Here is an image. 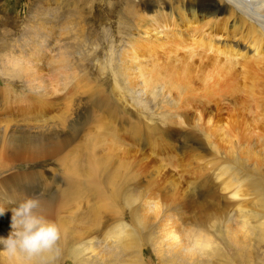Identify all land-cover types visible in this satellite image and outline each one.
Masks as SVG:
<instances>
[{"label":"rangeland","instance_id":"1","mask_svg":"<svg viewBox=\"0 0 264 264\" xmlns=\"http://www.w3.org/2000/svg\"><path fill=\"white\" fill-rule=\"evenodd\" d=\"M45 1L0 0V231H11L15 203L36 191L45 198L58 183L69 195L52 214L80 236V255L25 264H264V86L239 74L243 59L218 74L208 58L190 57L184 28L159 37L142 27L130 11L141 0ZM94 21L99 31L89 35ZM71 22L85 36L60 33ZM147 37L158 42L141 43ZM99 90L110 110L74 138L21 140L45 119L80 125L76 109ZM209 117L207 134L194 128ZM90 168L108 194L118 185L112 203L89 184ZM226 184L239 189L242 214Z\"/></svg>","mask_w":264,"mask_h":264},{"label":"bare ground","instance_id":"2","mask_svg":"<svg viewBox=\"0 0 264 264\" xmlns=\"http://www.w3.org/2000/svg\"><path fill=\"white\" fill-rule=\"evenodd\" d=\"M84 1L88 2L87 0H84ZM139 3L141 5H143L144 8H140L141 5L137 6V4H136V5L132 6L130 11L132 14L137 15L138 21H141L140 25L142 27H145L146 30L151 29V27H152V29H156V31H154L155 34L159 35V37H161V34L165 35L166 28L168 29L171 26H173L174 29H177L176 27H182V28H184L182 31H184L185 34L187 35V37L190 40H192L188 45L190 50H191V52H190L191 58H193L194 55H196V54L199 55L201 58H208L209 61H211L212 67L215 68L216 71L218 72V74H221L222 76H223V74H224V76L228 75L229 73L232 72V70L236 69V66L238 65V61L240 59H243V60L239 61V64H241L239 67L240 68L239 74L245 75L244 79L253 78V82H259V84H262L264 86V0H230V2H229V0H141V2H139ZM47 10H48V8H47ZM49 11H50V9H49ZM72 11H73V15L78 14V13L82 14L81 10H79L76 6L73 8ZM44 16H46V14ZM81 20L84 21L85 16L84 17L81 16ZM180 20L182 23L179 22ZM96 24H97L96 21H94L92 23L91 27H93V28H90V30H89L90 34L89 35H93V33L99 31V30H95ZM148 26H150V27H148ZM73 27H74L73 23H72L71 27L68 24H65V25H63V27L60 28V33H67L68 34L69 31L73 30V31H71V33H72V37H74V39H76L78 37V35L85 36L86 33L83 31V29H80L78 31L76 27H74V28ZM96 27H98V26H96ZM233 34L235 35V37L233 36ZM52 35H54V34H52ZM147 39H149V41H150L149 43L145 42V40L142 41L141 43L148 45V44H151V42H153V41L158 42L157 39L153 40L150 37H147ZM163 40L165 41V40H167V38L165 37ZM46 44H48V43L46 42ZM183 45H184V43H183ZM199 46L202 48H199ZM227 47L230 48L231 50L227 49ZM249 50H250V52H249ZM211 78H213V76H211ZM213 83H214V81H213ZM211 84H209V86ZM213 85H212V87H213ZM235 86H236L235 89L239 88V86H240L241 92L245 91V87L243 86V84L242 85L237 84ZM44 89H45V87H44ZM206 89L209 92L211 89V92H212V88L209 89L208 87H206ZM213 89H214V87H213ZM36 91H37V94L38 93H39V95L44 94V96H46L45 93L46 94L49 93V95H54L56 93V91L53 89H49L48 93H47V91H43L41 89L36 90ZM262 91H264V90L262 89ZM50 93H52V94H50ZM100 94H105V92H101L100 90L97 92H94V91L91 92L90 95L92 97L90 98L89 101L92 102V100H95V102L92 105L89 103H86L84 105L86 107H81L82 109H79V110L76 109L77 110L76 111L77 116H75V117L79 118L80 125L78 123V120L75 122L66 121V120L64 122H58V120H57V122H56L53 119L54 121H52L53 123L51 122L52 123L51 125H49L50 123L47 119H45V121H41V122H40V120H38V122H40L41 124L37 123V125H35V127H33L35 130L34 131L31 130V131H32V133L33 132L34 133L32 134L31 131H29V130L26 131V132H30V134H26V133L23 135L21 134L22 135L21 140H24L25 141L24 143H26V140H28V141H32V142L38 141V142H41V144H43V143H45L44 140L49 138L50 140L58 141L60 144L62 140L74 138L81 130H83L82 129L83 127H81V125L83 123L86 124L87 122H89V120H94L97 117H99V119H100L101 114H103L104 111L110 110L107 108H103V107H107V105L109 103L104 99V97L100 96ZM257 98H259V97L257 96ZM113 110H114V108H113ZM60 116H62V115H60ZM81 118L83 119V121H80ZM219 120H221V116L217 118L216 122H218ZM199 122H200V120L194 122V128L196 127L199 130H204V132L207 134V132L209 131V129H208L209 124L212 123V118L211 117L207 118V120H206L207 124L205 125L206 128L203 127L201 122L199 125L198 124ZM31 127H29V128H31ZM20 129H22V128H20ZM6 131H8V130H6ZM14 138L15 137H12L11 141H9L10 146H12L14 148L21 147L22 144H17V142L14 141ZM47 142H49V141H47ZM56 144H58V143H56ZM213 148H215L217 150L216 146ZM61 160H63V159H61ZM65 168H66V166H65ZM68 168H69V166H68ZM71 169H72V165H71V168H69L68 170L70 171ZM77 170H79V169H77ZM96 170H97V168H90L88 175L91 177L92 180L91 181L89 180V184L90 185L92 184L95 187L97 194L100 195V200L102 198L104 200H108V203H109L112 201L110 199V196L112 198L117 196L118 192L116 190H118L117 189L118 185L114 186L115 189L112 190L111 194L110 193L108 194L107 192H105L100 187L99 181H97V179H96V176H98ZM69 171H67L66 173H68ZM75 172L76 171H74V173ZM78 172L81 173V171H78ZM77 177H78V175H77ZM72 178L74 179V177H72ZM58 179H60V178H58ZM58 179H57V181H58ZM98 180H99V178H98ZM65 181H67V180H65ZM11 182H13V181H11ZM60 184H61V182H60ZM64 185H66V183ZM38 186H42V185H38ZM57 187H58V183H55V186L53 188L49 187L51 189L48 192L49 195L45 198L42 197V203L45 201L44 206H46L48 209V212L44 213V214L49 219L54 220V218H55L57 223L60 226V230H61L60 239L57 243V248L59 251L57 252L56 250H53L51 252H46V253H43L41 255L34 256L31 259H27L26 257L24 258L21 254H18L15 257H9L6 253H3L1 255V256H3L2 258H4L2 263H7V264L50 263V262H54L56 260L60 261L64 256H66V253H70L73 256L72 258H74L76 261V258L80 255L79 249L77 247V246H79L78 243L80 242L79 241L80 236L77 237L70 229L65 228V227H67L66 224H64V223L61 224L59 217L58 216L56 217L54 214H52L53 208H55L57 205H59V203H61L62 200H64L66 198L64 195H69L68 190H64V191H62V193H60L61 191H58ZM46 188H48V185L46 186ZM60 188H62V186ZM29 189H30L29 191L32 190L31 186ZM40 189H42V188H40ZM223 189L230 192V198L232 200H236L237 209L242 214L244 212L243 203H241V200L243 198L239 192V189H235V188L230 189L228 184L224 185ZM83 190H84V188L82 189V191ZM36 193H37V191H36ZM119 193H120V191H119ZM105 202H107V201H105ZM94 203H96V202L94 201ZM99 203H101V202H99ZM102 207L103 206H101V208ZM153 209H155L156 212L159 211V207H157L156 205ZM245 210H246V208H245ZM104 215H105V212H104ZM62 222H63V220H62ZM109 222H110V220H109ZM107 224H109L108 221H107ZM110 224H112V223H110ZM107 226H106V228H107ZM104 229H105V227H104ZM104 229H103V231H104ZM111 229H114V233H115L114 237H116V242L118 243L119 246H121V244H123V243L120 239H117V238L118 237L122 238L121 236L124 232L123 224H121L118 221L117 225L115 227H112ZM4 235H5V233L0 231V236L3 237ZM207 245H208V240H201V241L198 240L197 241V246L204 247ZM111 246L113 248L116 247V246L114 247L113 245H111ZM195 248L196 247H194V246L193 247H184L183 250L185 252H188V251L194 252ZM63 254H64V256H62ZM98 257H97V259H98ZM187 258H188V256H187ZM77 259L79 261V258H77ZM101 259H102V257H101ZM80 261L82 262V260H80ZM175 261L176 260L174 258L172 262L174 263ZM195 264H197V263H195Z\"/></svg>","mask_w":264,"mask_h":264},{"label":"clouds","instance_id":"3","mask_svg":"<svg viewBox=\"0 0 264 264\" xmlns=\"http://www.w3.org/2000/svg\"><path fill=\"white\" fill-rule=\"evenodd\" d=\"M230 2V0H229ZM43 192L26 194L12 209L11 231L0 237L3 253L9 257L23 254L27 259L53 250L59 251V224L49 219L42 210ZM5 208L0 207V215Z\"/></svg>","mask_w":264,"mask_h":264}]
</instances>
